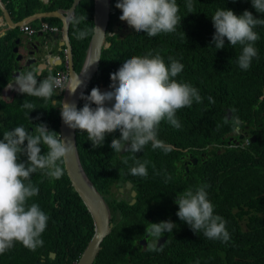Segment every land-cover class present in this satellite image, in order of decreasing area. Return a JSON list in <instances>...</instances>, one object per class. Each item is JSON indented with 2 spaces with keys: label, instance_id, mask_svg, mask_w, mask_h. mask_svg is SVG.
<instances>
[{
  "label": "trees",
  "instance_id": "16d2710c",
  "mask_svg": "<svg viewBox=\"0 0 264 264\" xmlns=\"http://www.w3.org/2000/svg\"><path fill=\"white\" fill-rule=\"evenodd\" d=\"M25 1L19 10L15 9L13 3L9 4L18 14V19L33 14L39 8L44 11L69 8L73 3V0H50L49 3ZM94 1L81 0L76 8L75 17L87 18L79 25L81 29L94 27ZM116 2H111V19L106 37L109 46L103 49L99 69L84 94H90L93 87H98L102 92L111 90L110 74L118 71L126 59L152 52L159 53L166 64L170 63L169 57L182 63L183 70L175 79L197 88L203 99L199 104L193 102L190 108L178 110L180 129L167 121L159 125L158 139L170 145L173 149L171 152L165 154L160 149L153 150L149 144L142 152L135 154L141 162H149L146 178L130 174L129 169L134 166L132 153H115L111 148L113 137L120 135L118 130L107 135L104 145L95 149L88 141L86 132L76 130L84 170L104 197L110 192V200L107 201L108 197L105 199L113 213L112 222L116 223L103 240L94 264H117L119 259L127 263L128 258L131 264H137L140 254L133 249V244L144 236L143 225L146 228L149 223L167 220L176 225L172 233L185 243L178 244L177 252L170 249V241L163 246L156 245L160 250L153 251L155 262L264 264V26L254 29L260 37L255 43L258 57L253 58L250 68L245 71L236 62L241 52L239 45L234 48L225 38L224 48L215 49L212 42L215 28L211 19L219 8L231 9L237 15L248 10L257 18H264V14L256 12L251 0H192L194 12L190 13L186 8L187 0H177L178 14L182 19L176 31L149 37L146 33L136 32L119 19L122 13L115 7ZM46 19L62 27L60 19ZM73 33L71 23L69 34L75 68L79 72L92 35L77 40ZM10 61L9 53H3L2 58L0 56V88L6 82ZM55 74L56 71L52 75ZM45 75L46 72L38 79L45 78ZM209 96L214 103L209 102ZM61 97L62 93H56L51 100L44 101L21 93L10 96L0 93V139L5 130L19 124L29 127L33 123L35 127L43 123L59 134L60 102L54 104L53 100L60 101ZM24 100L36 107L28 115L27 110L20 108ZM85 102L81 99L78 108L83 107ZM228 110L232 111L231 118L227 116ZM232 117L242 122L234 126ZM225 118L228 119L227 123ZM238 126L239 133L236 132ZM240 133H244L242 139L239 138ZM253 134L257 135L255 142L251 141ZM46 151L42 147V154ZM188 154L192 157L191 163L185 162L190 160ZM195 157L198 160L196 164L193 163ZM124 160L128 163L125 164ZM43 176L45 180L41 181ZM31 181L39 188V194L29 203L39 204L49 216L47 228L41 237L44 244L35 251L20 248L16 252L2 254L0 264H37L40 253L46 255V260L40 261V264H59L64 260L67 263L63 264H76L94 234L90 212L72 186L66 170L59 180L49 179L38 171L32 174ZM127 181H132L138 190L134 204H130L131 196L119 201L112 193L113 186L119 193L118 187ZM201 184L210 185L206 191L214 205V214L226 221L230 234L226 243L209 240L202 232L185 228L187 223L176 215L177 193L189 187L195 189ZM149 240L152 238L149 237ZM59 249L63 252L61 258L52 259L49 252H58Z\"/></svg>",
  "mask_w": 264,
  "mask_h": 264
},
{
  "label": "clouds",
  "instance_id": "9594fccd",
  "mask_svg": "<svg viewBox=\"0 0 264 264\" xmlns=\"http://www.w3.org/2000/svg\"><path fill=\"white\" fill-rule=\"evenodd\" d=\"M0 1L4 3L10 18L16 24L25 17L44 11L39 8L33 14L20 19L17 16V19H14L13 8L9 4L13 2L15 9L19 10L26 1ZM41 1L49 3L50 0ZM251 3L257 13L264 14V0H251ZM115 7L121 10L122 14L119 17L121 21H125L136 32L146 33L149 37L161 33H174L177 25L181 24L177 0H117ZM193 7L192 0H187L188 13L194 12ZM0 15L2 22L0 30L3 27L7 28L0 34V56L2 58L3 53H9L11 56L10 71L4 86L0 88V93L6 96L21 93L44 101L51 100L56 93H62L63 96L65 89L75 94L83 83L80 74L69 77L68 73V77L64 78L52 75L55 71L68 72L66 63L55 65L56 62H51L52 64L48 65L46 58V55L52 58L64 56V52H59V47L56 48V43L60 39L55 40L50 48L53 38L50 36V42L45 43L41 36H48L49 32L51 34L60 32L61 27L54 22L53 26L49 27L48 20L42 22L40 27H33L30 20L21 23L20 36L39 39L42 42L38 49L32 47L33 52L29 53L22 39L18 44L15 43L14 39L17 37L12 33L8 22L3 19L2 10ZM211 19L215 28L212 40L215 49L224 48L225 38L232 47L239 45L241 52L236 62L240 69L248 70L253 58L258 57L255 43L260 37L254 29L264 26V18H257L248 10L237 15L231 9L219 8ZM84 20H87L86 16L71 18L73 34L77 40H84L101 31L96 26L81 29L79 25ZM24 24L34 29L31 35L21 30ZM55 27L57 30H54ZM39 32L41 35L37 37ZM58 36L60 37V34ZM15 48L18 51H15ZM49 48L50 52L46 54ZM54 50L57 53H53ZM19 55L22 56L21 60H18L17 64L12 63ZM169 61L170 63L166 64L159 53L152 52L126 59L118 71L110 74L111 90L102 92L98 87H93L90 94L80 93V98L86 101L81 108H77L74 103L55 99L57 103L60 102V114L64 124L71 129L86 132L93 149L103 146L105 137L118 130L120 135L118 138L113 137L111 148L115 153H121V150L132 153L134 166L130 167V174L146 178L149 162H141L135 154L142 152L149 144L153 150L160 149L165 154L171 152L172 147L158 139L159 125L162 121H167L174 128L180 129L178 110L190 108L193 102L199 104L203 99L197 88L175 79L182 72L183 64L172 57H169ZM94 62L96 60L90 62L83 72ZM62 65L64 68H60ZM52 66L59 68L51 72ZM45 71L51 73L43 79H38ZM208 100L214 103L211 96ZM53 103L57 104L54 100ZM20 108L27 110L28 115L36 107L32 102L24 100ZM1 113L2 110L0 115ZM232 121L234 126L238 124V118L232 117ZM227 122L228 119L225 118V123ZM42 147L47 149L43 154ZM72 151L73 144L70 140L63 139L60 133L49 130L43 123L36 124L35 127L33 123L29 127L19 124L3 132V138L0 139V255L16 252L20 248L35 251L43 246L44 241L41 237L47 228L49 216L39 204L29 203L31 198L39 194V188L32 183L31 176L40 171L49 179L59 180L65 172L62 165ZM123 162L128 163L127 160ZM44 180L45 177H41V181ZM209 187L208 184H201L195 189L189 187L178 192L175 201L178 205L176 215L194 232H202L209 240L226 243L230 239V234L226 228V221L220 215L214 214V205L208 199L206 191ZM174 227L176 225L171 220L149 223L145 233L152 238L153 243L147 244V250H160L156 246L158 240L166 232H172Z\"/></svg>",
  "mask_w": 264,
  "mask_h": 264
},
{
  "label": "water",
  "instance_id": "95a60500",
  "mask_svg": "<svg viewBox=\"0 0 264 264\" xmlns=\"http://www.w3.org/2000/svg\"><path fill=\"white\" fill-rule=\"evenodd\" d=\"M81 2V0H73L72 5L69 8H57L54 10H47V11H39L33 15H30L28 17L23 18L20 22L17 24L12 21L10 18V14L4 5L0 1V8L3 13V19L8 22V26L11 30L19 29L20 24L30 20L31 22L36 18H58L62 22V27L60 32H56L55 36H58L60 34V42H59V49L58 51L64 52V56H55L54 58H51V62H56L55 65L63 64V62L66 63L69 77L74 75L80 74V79L83 81L82 85L77 89L75 94H71L69 90L65 89L63 91V96L61 98V102H68V103H74L76 107H79L81 98L80 93L85 92L88 84L90 83L91 79L93 78L94 74L97 72L100 66L102 51L104 48H107L109 46V42L106 40L107 37V29L108 25L111 19V2L112 0H95L94 1V27H98L101 31H98L97 33H93L89 42V46L87 49V53L82 65L81 70L78 72L75 68L74 63V53L72 49V43L70 40V25H71V18H75L76 16V8L78 4ZM49 27L53 26V22L48 23ZM93 27V28H94ZM133 29V28H131ZM41 33H37V37L40 36ZM43 36V40L45 43L50 42V38L48 36ZM22 39V42L24 44V47L29 51V53H32L31 50L32 47H35L36 49L39 48V45L42 44L41 40H33L32 38L20 36L17 37L15 43H19ZM65 48V50H63ZM17 48H15V51ZM18 51V50H17ZM22 56L19 55L17 57V60H21ZM92 65L89 66L87 71L83 72L87 65L95 61ZM45 66V65H44ZM43 66V67H44ZM52 68V67H51ZM55 103H57V100H54ZM61 112V111H60ZM228 118H231L232 111L228 110ZM238 122H242L241 120H238ZM59 130L60 135L65 140H70L73 144V151L68 154L64 167L65 170L71 180L72 186L75 188V190L78 192L79 196L82 198L83 202L85 203L88 211L90 212L93 222H94V234L90 241L88 242L87 246L85 247L84 251L82 252L79 260L76 264H93L99 251L101 250V245L103 240L108 236L113 228V222H112V213L110 206L108 202L106 201L103 194L97 189L95 184L92 182V180L89 178L88 174L84 170V167L81 162L78 146H77V135L76 130L69 128L67 125L64 124L61 114H60V124H59ZM240 130V126L237 127L236 131L237 133ZM244 137V134H240L239 138L242 139ZM232 140V139H230ZM257 140V135L253 134L251 136V141L255 142ZM125 150H121L120 154L125 153ZM193 163H197V158L195 157L193 159ZM43 180V178H42ZM132 181H127L125 187H120V192L127 190H131V204H134L137 201V191L133 188ZM163 238L159 241V245L162 244ZM146 242L145 239L141 241L142 244ZM51 258H55V253H50Z\"/></svg>",
  "mask_w": 264,
  "mask_h": 264
},
{
  "label": "flooded vegetation",
  "instance_id": "af4514ba",
  "mask_svg": "<svg viewBox=\"0 0 264 264\" xmlns=\"http://www.w3.org/2000/svg\"><path fill=\"white\" fill-rule=\"evenodd\" d=\"M55 33L56 32H54V33H52L51 34V38H53L54 39V36H55ZM57 47H59L58 46V43H57ZM58 70V68H57V66H52V68H50V70H51V72H53V71H55V70ZM228 113V112H227ZM228 116V115H227ZM238 120H240V119H238ZM237 132V131H236ZM242 134H244V133H242ZM231 138H233V137H231ZM237 143L238 144H240V141H238L237 140ZM190 156V154H188V157ZM190 158V160H186L185 162H189V163H191L192 161H191V159H192V157L190 156L189 157ZM194 159V158H193ZM198 161V160H197ZM186 169L187 170H189V168L188 167H186ZM125 185H126V183L122 186H119L118 187V189H119V193H117L116 192V187L115 186H113V188H112V193L114 194V196L115 197H118V200L120 201L121 200V198H128V196H131V190H127V189H125V191H123V192H120V187H125ZM134 190H136L137 191V195H138V190H137V188L136 187H134V183H133V187H132ZM105 197H108V198H106V199H108L107 201H109L110 200V192H108L107 194H106V196ZM132 198V197H131ZM137 198V197H136ZM131 202V201H130ZM109 203V202H108ZM131 204V203H130ZM112 211V210H111ZM112 213V212H111ZM112 216H113V213H112ZM112 220V219H111ZM113 228H114V226L116 225V223H114L113 222ZM143 227H144V229H145V226L143 225ZM186 227H190L188 224H186L185 225V228ZM112 228V229H113ZM172 233V232H171ZM163 238V243L162 244H158L159 243V241L161 240ZM143 239H145L146 240V242L144 243V244H142L141 243V241L143 240ZM149 237L147 236V234L145 233L144 234V236L142 237V238H139V239H136V243L135 244H133V249L136 251V252H138L139 254H140V256L138 257V259H137V261H138V263L137 264H162L161 262H159V261H157V262H155V260H156V258H155V255L153 254L154 252L153 251H148L147 250V244L149 243ZM168 241H170L171 243H170V249L172 250V252L176 249V252H177V249H178V244L180 243V242H184L185 243V241H183L182 239H181V237H179L177 234H175V233H172V235H168V234H164L159 240H158V242H157V246H163L164 244H167V242ZM150 243H153V240H151L150 241ZM177 247V248H176ZM51 252H54L55 253V258L54 259H59V258H61V256L63 255V252L59 249L58 250V252H55V251H50L49 252V255H50V253ZM100 252V251H99ZM128 252H131V250L130 249H128ZM99 254V253H98ZM40 259H37L36 260V262H37V264H40V261H45L46 260V255L45 254H43V253H40ZM98 256V255H97ZM150 256L151 257H153V259H148V258H150ZM67 258V257H66ZM97 258V257H96ZM128 260H129V262H127V263H124V262H122L121 261V259H119L118 260V262H117V264H131V261H130V259L128 258ZM95 261H96V259H95ZM95 261H94V263H95ZM63 263H67V261L66 260H64L63 262H61V263H59V264H63ZM93 263V264H94ZM166 264H174L173 262H171V260H169Z\"/></svg>",
  "mask_w": 264,
  "mask_h": 264
},
{
  "label": "rangeland",
  "instance_id": "374dc122",
  "mask_svg": "<svg viewBox=\"0 0 264 264\" xmlns=\"http://www.w3.org/2000/svg\"><path fill=\"white\" fill-rule=\"evenodd\" d=\"M14 15H15V19H17L18 14L15 12ZM44 21H47V19H45V18L35 19V20L32 21V26L33 27H40L42 25V22H44ZM123 22H124V24H126L125 21H123ZM12 33L15 34L16 37H18V36H20L22 34V32L19 29L12 30ZM50 36H51V32H49V34H48L49 38H50ZM2 40L3 41L5 40V36L2 37ZM14 41H16V39H14ZM62 55H63V53H62ZM12 63H14V64L18 63L17 57L15 58V60ZM9 71H10V69H9ZM45 72H46V75H48V73H51L49 71H45ZM116 192H117V188H116Z\"/></svg>",
  "mask_w": 264,
  "mask_h": 264
},
{
  "label": "built area",
  "instance_id": "2783aa9c",
  "mask_svg": "<svg viewBox=\"0 0 264 264\" xmlns=\"http://www.w3.org/2000/svg\"><path fill=\"white\" fill-rule=\"evenodd\" d=\"M21 30L25 31L28 35H31L34 32V29L28 24H24L23 26H21ZM54 30H57V28L55 27ZM55 76H58L60 78L68 77V72L67 70L58 71Z\"/></svg>",
  "mask_w": 264,
  "mask_h": 264
},
{
  "label": "crops",
  "instance_id": "0c3cea01",
  "mask_svg": "<svg viewBox=\"0 0 264 264\" xmlns=\"http://www.w3.org/2000/svg\"><path fill=\"white\" fill-rule=\"evenodd\" d=\"M12 3H13V2H12ZM16 6H17V5H16ZM14 13H15V11H13V17H14V19H15V15H14ZM0 14H1V12H0ZM0 16H1V15H0ZM0 19H1V17H0ZM0 24H2V22H0ZM5 29H7V28H6V27H3V28L0 30V34H2V33L4 32ZM57 39H59V36H54V39H52L51 42H50V48H51V45L54 43V41L57 40ZM59 42H60V40H59ZM59 42H58V46H59ZM50 48H49L48 50H46V54H49L48 52H50ZM56 48H57V43H56ZM53 53H57V52L54 50ZM46 58H47L48 63H49L52 57H50L49 55H46ZM48 65H51V64L49 63Z\"/></svg>",
  "mask_w": 264,
  "mask_h": 264
}]
</instances>
